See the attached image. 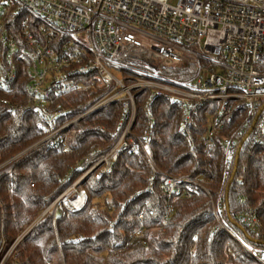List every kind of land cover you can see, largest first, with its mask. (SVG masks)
Wrapping results in <instances>:
<instances>
[{"label": "built area", "instance_id": "obj_1", "mask_svg": "<svg viewBox=\"0 0 264 264\" xmlns=\"http://www.w3.org/2000/svg\"><path fill=\"white\" fill-rule=\"evenodd\" d=\"M18 82H23L28 106L48 131L36 146L55 147L65 129L114 104L122 106V132L106 153L94 150L83 159L82 164L92 163L90 168L5 249L0 264H9L21 241L48 212L56 220L59 214L81 211L88 202L81 183L96 171L109 173L121 152H142L153 172L145 191L167 197L161 224H141L125 249L147 246L153 235L165 232L174 203L202 191L209 196L217 226L264 264V250L230 228L227 198L237 174L239 185H245L247 166L240 164L244 145L264 144V0H0V89L14 90ZM89 88L98 92L93 104L70 105V95ZM145 94L148 126L141 138L134 129L138 98ZM159 98L178 107L181 134L205 128L193 145L196 161L201 158L198 144L207 159L221 147L226 189L218 199L205 184L209 173L174 176L156 165L150 140L155 126L152 106ZM3 103L12 110L27 106ZM73 111L79 114L62 123ZM246 201L239 199L240 204ZM126 207L122 204L121 214ZM139 219L143 223V216ZM238 219L256 237L263 236L255 209L241 211ZM226 247L235 264H241L231 245Z\"/></svg>", "mask_w": 264, "mask_h": 264}, {"label": "trees", "instance_id": "obj_2", "mask_svg": "<svg viewBox=\"0 0 264 264\" xmlns=\"http://www.w3.org/2000/svg\"><path fill=\"white\" fill-rule=\"evenodd\" d=\"M13 88L0 89V259L5 249L90 168L92 163L82 164L83 159L94 150L106 153L122 132V106L114 104L65 129L55 147L49 143L36 146L48 134L45 123L28 106L23 82ZM97 95L96 89L89 88L68 98L72 106L89 107ZM147 96L139 97L137 102L138 125L134 132L141 138L148 126L144 113ZM3 100L27 106L12 110ZM78 114L73 111L61 121ZM152 114L155 126L150 146L158 168L174 176L207 172L205 184L210 194L216 199L223 195L226 188L221 147H217L213 158L207 159L198 144L201 158L196 161L192 156L193 145L199 143L205 128L190 136L181 134L180 111L165 98L154 102ZM240 158L247 173L243 187L238 182L239 174L229 184L228 204L237 222L234 225L229 221V225L247 243L264 250V144L244 145ZM79 165L80 169L74 171ZM152 175L142 152L119 153L109 173L96 171L79 186L88 195L86 206L76 213L59 214L56 220L54 213L48 212L17 247L15 264H235L227 251L228 243L241 264H260L217 226L209 196L202 191L192 199L177 200L165 232L153 235L147 246L125 249L124 244L141 224L155 228L163 220L166 195L145 191ZM241 197L247 198L244 204L239 203ZM106 204H110L111 211ZM122 204L127 207L121 214ZM251 209L259 215L263 236L256 237L238 219L241 211Z\"/></svg>", "mask_w": 264, "mask_h": 264}, {"label": "rangeland", "instance_id": "obj_3", "mask_svg": "<svg viewBox=\"0 0 264 264\" xmlns=\"http://www.w3.org/2000/svg\"><path fill=\"white\" fill-rule=\"evenodd\" d=\"M115 74H116V76L117 77H119V78H121L122 77V74L121 73H119V72H115ZM16 263V261H15V259L14 258H12L11 260H10V262H9V264H15Z\"/></svg>", "mask_w": 264, "mask_h": 264}, {"label": "water", "instance_id": "obj_4", "mask_svg": "<svg viewBox=\"0 0 264 264\" xmlns=\"http://www.w3.org/2000/svg\"><path fill=\"white\" fill-rule=\"evenodd\" d=\"M230 221H231L234 225H237V222L234 221L232 218H230Z\"/></svg>", "mask_w": 264, "mask_h": 264}, {"label": "bare ground", "instance_id": "obj_5", "mask_svg": "<svg viewBox=\"0 0 264 264\" xmlns=\"http://www.w3.org/2000/svg\"><path fill=\"white\" fill-rule=\"evenodd\" d=\"M83 199H84V198H82V199L77 203V205H80V204L83 202Z\"/></svg>", "mask_w": 264, "mask_h": 264}]
</instances>
